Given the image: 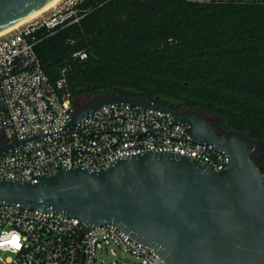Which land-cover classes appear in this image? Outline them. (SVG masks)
I'll list each match as a JSON object with an SVG mask.
<instances>
[{
	"label": "water",
	"instance_id": "obj_1",
	"mask_svg": "<svg viewBox=\"0 0 264 264\" xmlns=\"http://www.w3.org/2000/svg\"><path fill=\"white\" fill-rule=\"evenodd\" d=\"M52 0H0V31ZM168 111L190 125L195 142L228 154L226 168L172 152L123 157L101 172L60 167L38 182L0 181V202L52 208L86 225L113 222L154 247L167 264H264V173L253 157L264 142L216 126L199 109H175L149 99L102 95L75 108L67 127L109 103ZM16 140L0 147H15Z\"/></svg>",
	"mask_w": 264,
	"mask_h": 264
},
{
	"label": "trees",
	"instance_id": "obj_2",
	"mask_svg": "<svg viewBox=\"0 0 264 264\" xmlns=\"http://www.w3.org/2000/svg\"><path fill=\"white\" fill-rule=\"evenodd\" d=\"M74 8L78 21L32 37L49 81L75 108L135 96L199 109L217 127L264 142V0H78Z\"/></svg>",
	"mask_w": 264,
	"mask_h": 264
},
{
	"label": "built area",
	"instance_id": "obj_3",
	"mask_svg": "<svg viewBox=\"0 0 264 264\" xmlns=\"http://www.w3.org/2000/svg\"><path fill=\"white\" fill-rule=\"evenodd\" d=\"M80 17L74 7L60 8L0 35V147L26 139L0 152V181L38 182L71 166L101 172L145 151L178 153L226 168L228 154L193 141L190 125L161 109L109 103L67 127L75 107L69 94L61 95L49 81L32 33L43 26L54 31ZM75 54L87 57L86 51ZM13 231L20 234L18 249L9 243ZM104 254L112 258L105 261ZM0 264L167 263L157 249L113 222L86 225L52 208L0 202Z\"/></svg>",
	"mask_w": 264,
	"mask_h": 264
},
{
	"label": "rangeland",
	"instance_id": "obj_4",
	"mask_svg": "<svg viewBox=\"0 0 264 264\" xmlns=\"http://www.w3.org/2000/svg\"><path fill=\"white\" fill-rule=\"evenodd\" d=\"M76 1H78V0H60L54 7H51L49 10L41 13L40 15L36 16L35 18L31 19L30 21H33L34 19H36V18H38V17H40L42 15H47L49 13H52L56 9H60V8L64 9V8H67V7L72 8V7H74ZM30 21H28V22H26V23H24L22 25H19L17 28H21V27L27 25ZM204 115L206 117L211 118L212 122H214L216 120V117L214 115H211V114H208V113H205V112H204ZM121 255L130 257L127 254H121ZM102 257H104L105 261H109L112 258V255L111 254H104Z\"/></svg>",
	"mask_w": 264,
	"mask_h": 264
},
{
	"label": "bare ground",
	"instance_id": "obj_5",
	"mask_svg": "<svg viewBox=\"0 0 264 264\" xmlns=\"http://www.w3.org/2000/svg\"><path fill=\"white\" fill-rule=\"evenodd\" d=\"M59 1L60 0H52V1L48 2L46 5H44L40 9L34 11L33 13L29 14L28 16H26L24 19L20 20L16 24L0 31V35L7 33L8 31L17 28L19 25H22V24L30 21L31 19L35 18L36 16L40 15L41 13L49 10L51 7H54Z\"/></svg>",
	"mask_w": 264,
	"mask_h": 264
},
{
	"label": "flooded vegetation",
	"instance_id": "obj_6",
	"mask_svg": "<svg viewBox=\"0 0 264 264\" xmlns=\"http://www.w3.org/2000/svg\"><path fill=\"white\" fill-rule=\"evenodd\" d=\"M253 157L256 159L257 164L264 169V148L256 153H254Z\"/></svg>",
	"mask_w": 264,
	"mask_h": 264
},
{
	"label": "clouds",
	"instance_id": "obj_7",
	"mask_svg": "<svg viewBox=\"0 0 264 264\" xmlns=\"http://www.w3.org/2000/svg\"><path fill=\"white\" fill-rule=\"evenodd\" d=\"M19 236H20V234H19L18 232L13 231L12 233H10V237H11V239L9 240V243H11V244H15L16 247H17V249H18L19 246H20L19 244L16 243L17 240H18V238H19Z\"/></svg>",
	"mask_w": 264,
	"mask_h": 264
}]
</instances>
